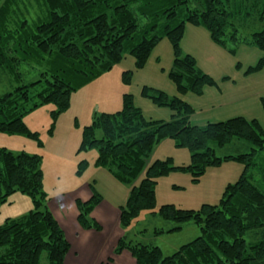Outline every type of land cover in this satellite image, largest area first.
I'll use <instances>...</instances> for the list:
<instances>
[{
	"label": "trees",
	"instance_id": "obj_1",
	"mask_svg": "<svg viewBox=\"0 0 264 264\" xmlns=\"http://www.w3.org/2000/svg\"><path fill=\"white\" fill-rule=\"evenodd\" d=\"M12 1L0 0V68L13 74L16 82L22 79L18 67L23 62L47 68L38 80L0 96V132L26 135L40 145L39 132L29 129L24 116L53 104L55 121L69 109L78 83L110 71L127 53L134 57L135 67L143 69L155 47L168 39L174 53L170 79L180 94L201 96L206 87L217 83L197 67L195 57L183 55L181 41L187 26L206 28L215 43L226 46L229 41L239 43L232 23L238 12L248 10L250 16L255 11L264 23V0L252 4L246 0L240 4L235 0H41L46 5L45 17L31 27L27 20L17 19ZM251 43L263 56L247 73L264 68V27L252 35ZM132 74H124L125 82ZM142 95L159 107L170 108L172 119L146 118L134 96L125 94L119 111L103 112L83 129L79 151L95 148V165L107 168L117 181L129 186L126 203L120 207L123 227L148 211L175 223L168 230L156 229L157 235L179 232L188 222L198 225L201 234L170 256H164L159 246L122 238L114 255L127 250L136 264H264V129L260 121L237 116L193 125L195 110L189 102L147 86ZM262 105L264 110V101ZM167 139L188 149L189 164L175 165L171 157L150 161L155 148ZM235 139L251 143L252 151L216 154ZM42 160L40 154H14L0 148V208L16 192L33 200V209L25 216L7 218L0 225V264H65L70 243L48 208ZM229 161L244 164V170L235 183L225 187L217 204L199 209L158 205L161 178L186 172L197 183L208 169ZM87 164L79 163V174ZM101 200L96 191L87 201L77 199L78 221L85 229H101L90 217ZM113 260L114 256L101 264Z\"/></svg>",
	"mask_w": 264,
	"mask_h": 264
},
{
	"label": "rangeland",
	"instance_id": "obj_2",
	"mask_svg": "<svg viewBox=\"0 0 264 264\" xmlns=\"http://www.w3.org/2000/svg\"><path fill=\"white\" fill-rule=\"evenodd\" d=\"M40 1L13 0L12 8L17 14V19L27 20L29 26H35L45 17L46 5ZM235 1L240 4L245 0ZM246 1L249 4L261 2ZM247 11L238 12L232 18V23L237 29V45L232 41L226 46L215 43L204 27L188 25L186 28L181 41L183 55L190 54L195 57L197 67L217 83L215 86L206 87L201 96L191 92L182 95L177 91L176 84L169 77L173 68L174 53L171 43L165 38L155 47L143 69H137L134 57L127 53L110 71L92 80L78 83L76 91L72 94L69 109L55 121L51 114L55 109L53 104H44L27 113L24 121L30 130L39 132L41 145L26 135L0 132V148H7L14 154H40L43 158V191L48 198L47 205L70 243L65 264H93L92 251L88 250H94L96 244L99 246L98 252L104 247L103 256L107 259L111 252L115 254V248L122 238L127 242L159 246L164 256H170L181 246L200 236L201 230L193 222L183 224L184 227L179 232L157 235L156 229L168 230L170 225L175 223L163 221L158 215L148 211L142 212L129 227H123L117 211L119 203H125L127 200L129 186L117 181L107 168L95 165V148L79 151L82 133L95 116L103 112L119 111L122 108L118 107L119 101L123 104L125 94L134 96L136 105L143 110L146 118L170 121L174 112L168 107L155 105L150 98L142 95L145 86L163 91L170 98L178 96L191 102L195 110L191 117L193 125L205 126L208 123L244 116L249 120H259L264 129V68L247 73L248 68L255 66L263 56V52L251 41L252 35L262 30L264 23L255 15V11L254 15L250 16L246 14ZM233 49L235 52H232ZM46 68L45 65L23 62L18 67V72L22 74V79L18 82L13 74L0 68V96L18 85L38 80ZM127 71L133 72L129 82L124 79ZM32 92L35 94L36 90ZM98 135L100 137L101 133ZM252 147L253 145L245 140L235 139L225 147L218 148L216 154L224 156L249 153ZM169 157L173 158L175 165L190 163L188 149L176 147L172 139L162 141L153 151L150 161L165 160ZM81 161H88V164L79 174ZM243 170L242 163L225 162L219 167L208 169L197 183L192 181L189 173L176 172L159 184L158 205L173 203L185 209H199L204 204H217L225 187L229 183H235ZM95 191L102 196V200L93 208L90 217L101 225L100 230L85 229L78 221L77 215V199H90L95 195ZM32 209V198L16 192L9 202L0 208V225L4 224L7 218H21ZM75 211H78L77 214ZM84 239L89 245H83ZM78 249L79 257L75 255ZM117 257L120 258L115 260V264H133L132 256L127 250L119 253Z\"/></svg>",
	"mask_w": 264,
	"mask_h": 264
},
{
	"label": "crops",
	"instance_id": "obj_3",
	"mask_svg": "<svg viewBox=\"0 0 264 264\" xmlns=\"http://www.w3.org/2000/svg\"><path fill=\"white\" fill-rule=\"evenodd\" d=\"M188 27V26H187ZM191 28V27H190ZM190 104H191V102H189ZM118 107H122V103H120V101H119V106ZM117 107V108H118ZM139 107V106H138ZM117 108H115V109H117ZM119 109V108H118ZM112 112V111H111ZM181 165H183V164H181ZM174 174H176V173H172L171 175H169V176H172V175H174ZM169 176H167V177H164V178H161L160 180H159V183H158V185H157V188L159 187V184L161 183V181L163 180V179H165V178H168ZM179 187V186H178ZM84 201H87V200H89V199H83ZM158 202V201H157ZM126 203V202H125ZM125 203H119V210L117 211V215H118V217H119V219H120V207L121 206H123ZM162 204H165V203H160V205H162ZM177 205V204H176ZM178 206H180V205H178ZM181 207V206H180ZM77 212L78 211H75V213L77 214ZM78 215V214H77ZM167 224H170V223H167ZM103 225V224H102ZM104 226V225H103ZM170 226H172V225H170ZM104 228V227H103ZM161 229H164V228H161ZM84 244H87V245H89V243L87 242V240L86 239H84L83 240V245ZM98 245L96 244L95 246H94V250H88V251H92V259H94V262H93V264H101V263H103V262H106L109 258H111V257H113L114 256V263H112V264H115V260L116 259H119L120 257H117V256H115V255H113V253L111 252V254H108V258L106 259V258H104V256H103V251H104V247H102V248H100V252H98L99 251V249H98ZM103 249V250H102ZM87 251V252H88ZM94 253H95V255H94ZM75 255L77 256V257H79L80 256V251H79V249L76 251V253H75ZM131 255V254H130ZM103 256V257H102ZM95 257V258H94ZM132 258V261H133V264H136V262H135V260L133 259V257H131ZM106 259V260H105Z\"/></svg>",
	"mask_w": 264,
	"mask_h": 264
}]
</instances>
